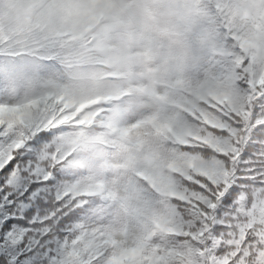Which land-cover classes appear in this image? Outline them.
Instances as JSON below:
<instances>
[{
    "label": "clouds",
    "instance_id": "clouds-1",
    "mask_svg": "<svg viewBox=\"0 0 264 264\" xmlns=\"http://www.w3.org/2000/svg\"><path fill=\"white\" fill-rule=\"evenodd\" d=\"M228 14L244 24L231 38L210 0H0V110H14L21 145L47 137L36 161L64 177V208L80 207L74 188L90 189L101 221L134 230L122 208L134 198L180 220L198 207L222 69L239 52L264 57V0Z\"/></svg>",
    "mask_w": 264,
    "mask_h": 264
},
{
    "label": "snow or ice",
    "instance_id": "snow-or-ice-1",
    "mask_svg": "<svg viewBox=\"0 0 264 264\" xmlns=\"http://www.w3.org/2000/svg\"><path fill=\"white\" fill-rule=\"evenodd\" d=\"M210 3L224 33L241 34L244 24L228 14L238 0ZM204 39L213 40L214 33ZM262 71L264 57L246 52L231 55L222 69L218 87L226 99L217 105L216 126L210 129L213 170L197 189L198 207L185 205L180 220L170 213L152 215L150 201L134 198L122 204L137 219L134 230L110 214L101 221L90 189L74 188L80 207L64 208V177L48 175L36 161L47 137L36 139L34 148L21 145L9 116L14 110L2 108L0 264H264ZM20 222L27 225L22 231Z\"/></svg>",
    "mask_w": 264,
    "mask_h": 264
},
{
    "label": "trees",
    "instance_id": "trees-1",
    "mask_svg": "<svg viewBox=\"0 0 264 264\" xmlns=\"http://www.w3.org/2000/svg\"><path fill=\"white\" fill-rule=\"evenodd\" d=\"M20 224H21L20 231H22V230H23V228H24V227H26L27 225H26V224H24L23 222H20Z\"/></svg>",
    "mask_w": 264,
    "mask_h": 264
}]
</instances>
